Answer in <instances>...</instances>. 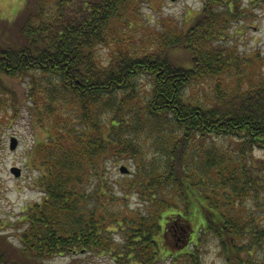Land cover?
Here are the masks:
<instances>
[{
    "label": "trees",
    "instance_id": "obj_1",
    "mask_svg": "<svg viewBox=\"0 0 264 264\" xmlns=\"http://www.w3.org/2000/svg\"><path fill=\"white\" fill-rule=\"evenodd\" d=\"M145 1L154 0H26L13 28L18 41L0 35V81L28 78V107L45 132L28 160L44 198L23 211L20 245L0 233V264L90 251L157 264L182 235L183 257L208 235L228 264H264V157L253 155L264 149V76L256 58L230 43L249 8L204 0L189 26L171 21L139 40L125 29ZM178 48L190 64L174 59ZM142 75L152 80L145 90ZM204 81L212 88L206 100L186 94ZM5 90L0 83V110L18 111ZM217 138L236 140V156ZM108 157L134 160L135 169L120 168L132 175L120 185L149 194L148 210L116 196L102 177ZM247 203L260 211L240 208Z\"/></svg>",
    "mask_w": 264,
    "mask_h": 264
},
{
    "label": "rangeland",
    "instance_id": "obj_2",
    "mask_svg": "<svg viewBox=\"0 0 264 264\" xmlns=\"http://www.w3.org/2000/svg\"><path fill=\"white\" fill-rule=\"evenodd\" d=\"M25 3L26 0H0V35L4 40L18 41V36L13 28L23 14ZM243 3L249 8V17L241 20L239 24L234 23L230 43L245 56L256 58L259 65H256L255 71L264 76V0L253 3L251 0H244ZM203 4L204 0L145 1L131 15L125 31L129 36L143 40L149 38L157 30H161L164 24L171 21L187 27L192 23L191 18L199 13ZM109 52L110 48L104 45L99 49V54L104 59L108 57ZM172 54L175 60L180 59L187 64L191 63V54L184 48H178ZM137 80L144 90L150 88L152 84L148 75L138 76ZM0 83L3 87L8 88L5 92H13L19 102L18 111H14L12 105H6L0 110V233L7 234L9 241L20 245L18 234L22 230L20 227L25 225L21 219L23 211L29 204L44 198V192L36 180L39 170L34 166H29L28 160L35 140L43 137L45 132L42 130V126L33 119L28 107L32 103L29 99L28 78L5 77ZM211 89L209 82L193 83L187 87L186 94L206 100V95H210ZM11 96L9 95L8 99ZM147 96L145 97L143 94L142 100ZM4 97L7 95L3 96L1 93L0 100L2 101ZM13 137L17 139L15 148L10 146ZM216 140L220 144V148L224 151L228 150L232 156H236V140L229 138H217ZM253 153L257 159L264 157V149L254 148ZM14 166L22 169V173L18 177L11 171ZM124 166L135 169L136 164L131 158L108 157L102 176L110 184L114 183L113 190L117 193L116 196L120 197L128 195L122 189L121 182L126 178H132L131 173H128L126 169H120ZM91 186L93 187V185ZM95 187L96 182H94L93 188ZM148 196L149 194L146 195V197ZM144 199L137 192H132L128 195L127 201L131 209L136 212L140 210L145 212L151 204L148 199L145 201ZM240 208H249L256 213L260 211L259 207H253L251 203L242 205ZM174 228L181 230L178 225ZM114 237L116 242L122 241L121 233L116 232ZM179 243L180 245H177ZM177 244L172 247L174 252L159 257L157 264H193V261L196 264H228L217 237L206 235L198 245L192 246L191 251L194 255L184 257L181 250L187 242L178 240ZM132 262L134 261H131L130 258L125 261L123 258L115 257L114 254L104 251L56 255L47 260L48 264H131Z\"/></svg>",
    "mask_w": 264,
    "mask_h": 264
},
{
    "label": "water",
    "instance_id": "obj_3",
    "mask_svg": "<svg viewBox=\"0 0 264 264\" xmlns=\"http://www.w3.org/2000/svg\"><path fill=\"white\" fill-rule=\"evenodd\" d=\"M16 145H17V139L16 138H12L11 139V148H15L16 147ZM11 171L14 173V175L15 176H20L21 175V173H22V169L20 168V167H18V166H14L12 169H11Z\"/></svg>",
    "mask_w": 264,
    "mask_h": 264
},
{
    "label": "flooded vegetation",
    "instance_id": "obj_4",
    "mask_svg": "<svg viewBox=\"0 0 264 264\" xmlns=\"http://www.w3.org/2000/svg\"><path fill=\"white\" fill-rule=\"evenodd\" d=\"M178 240H181V241H184V242H188V240H187L185 235L184 236L182 235L181 237H179Z\"/></svg>",
    "mask_w": 264,
    "mask_h": 264
}]
</instances>
